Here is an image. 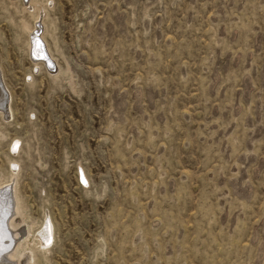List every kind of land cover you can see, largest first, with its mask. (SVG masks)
Wrapping results in <instances>:
<instances>
[{
	"label": "rangeland",
	"instance_id": "rangeland-1",
	"mask_svg": "<svg viewBox=\"0 0 264 264\" xmlns=\"http://www.w3.org/2000/svg\"><path fill=\"white\" fill-rule=\"evenodd\" d=\"M30 1L0 0V175L33 264H264V0Z\"/></svg>",
	"mask_w": 264,
	"mask_h": 264
},
{
	"label": "bare ground",
	"instance_id": "bare-ground-1",
	"mask_svg": "<svg viewBox=\"0 0 264 264\" xmlns=\"http://www.w3.org/2000/svg\"><path fill=\"white\" fill-rule=\"evenodd\" d=\"M24 8V11H27V8L32 9V12H29L33 14L35 18V25H44L43 20L46 17L44 8L37 6L34 0H31L29 5L26 4ZM22 27L25 31L29 29V25L26 21L22 22ZM41 30V28L36 27L33 31H29L30 56L33 62H35V68L39 69L42 65H45L49 70L52 69L51 66L55 69V61L50 57L49 48L46 44L48 42H46L45 36L36 34L39 31L41 32ZM11 101L12 96H8L0 78V115L4 113L3 111L7 112L8 109L11 110ZM18 143L19 142H16L15 148ZM10 164L15 168L19 167L16 161H10ZM17 171L18 170H13V173H10L8 177L0 175V264H33L36 258V250L28 244L26 232L21 234L19 231L20 226L24 225L26 220L23 213L22 201L18 193L17 185L19 184H17V179L19 176H17ZM86 177L85 173L82 172V180L84 182H88ZM11 186H13V194ZM53 229L52 221L47 220L44 227L38 231L39 235L35 234L37 247H40V249H47L52 245L51 242L54 240L52 234ZM27 231L28 234L31 233L30 228H27ZM14 244H16L15 249L12 250ZM10 258L13 260L12 263L9 261Z\"/></svg>",
	"mask_w": 264,
	"mask_h": 264
},
{
	"label": "water",
	"instance_id": "water-1",
	"mask_svg": "<svg viewBox=\"0 0 264 264\" xmlns=\"http://www.w3.org/2000/svg\"><path fill=\"white\" fill-rule=\"evenodd\" d=\"M52 69H54L52 66H51Z\"/></svg>",
	"mask_w": 264,
	"mask_h": 264
}]
</instances>
